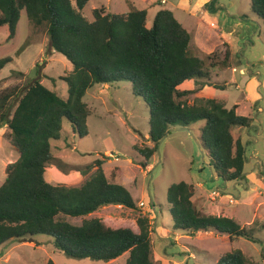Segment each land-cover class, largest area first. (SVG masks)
<instances>
[{
	"label": "trees",
	"instance_id": "16d2710c",
	"mask_svg": "<svg viewBox=\"0 0 264 264\" xmlns=\"http://www.w3.org/2000/svg\"><path fill=\"white\" fill-rule=\"evenodd\" d=\"M90 1L0 0V28L7 27L8 41L15 37L24 12L30 30L46 34L49 53L63 56L71 65L60 78L67 86L66 99L41 84L38 65L32 70L36 77L32 83L0 94V129H8L10 146L18 154V159L6 166L0 186V247L11 240L42 235L67 258L111 262L128 253L125 264H153L152 226L147 216L137 218V230L99 219H85L79 226L64 220L83 218L110 205L131 210L137 206L124 186L106 177L105 157L78 170L83 176L88 174L79 187L53 186L46 181L55 159L51 142L61 139L63 122L79 139L88 137L87 120L95 111L84 101L86 92L95 85L126 83L132 96L142 100L149 111L152 147L132 148L142 158V169L149 166L158 144L171 130L190 129L202 122L198 141L209 167L215 177L236 184L244 180L246 159L242 137L235 138L234 130L249 129L253 120L237 115L236 106L228 109L213 97L197 96L204 88L225 90L226 83L215 81L212 74L231 67L230 53L226 51L222 60L191 54L189 33L167 9H160L147 28L146 10L131 5L123 14H111L104 7L94 9L89 21L83 11ZM205 8L210 11L213 5ZM250 10L264 29V0H250ZM10 63L9 57L0 59V71ZM13 74L24 77L21 72ZM189 81L198 88L181 90ZM194 193L193 186L184 182L168 187L166 202L174 232H213L225 236L229 243L240 238L261 243L254 237V229L199 211L192 201ZM218 264L259 263L235 249L224 254Z\"/></svg>",
	"mask_w": 264,
	"mask_h": 264
},
{
	"label": "rangeland",
	"instance_id": "374dc122",
	"mask_svg": "<svg viewBox=\"0 0 264 264\" xmlns=\"http://www.w3.org/2000/svg\"><path fill=\"white\" fill-rule=\"evenodd\" d=\"M135 1V0H134ZM136 6L144 8L146 0ZM151 0L147 9V28L155 13L167 9L191 37L190 50L201 58L215 56L222 60L223 46L233 51L231 67L215 71L219 83H226L224 91H214V97L228 109L236 105L239 116L251 118L247 130H234L235 138L242 137L245 145L244 180L240 185L217 180L208 164L207 154L196 143L202 122L195 123L190 132L170 131L158 144L157 153L149 166H139L142 158L132 150L133 146L152 147L148 140L149 111L142 100L132 96L130 86L120 83L108 86L95 85L86 92L84 101L95 115L87 120L89 136L83 139L72 134L70 125L63 122L61 139L51 142L55 159L45 175L53 186L79 187L87 178L78 171L97 159L105 157L104 172L109 181L124 186L131 194L137 210L110 205L83 218H64L79 226L83 220L99 219L111 226L136 228V220L147 216L152 226L151 245L153 264H218L224 254L238 249L254 263L264 261V29L250 10V0ZM214 7L206 12L218 15L217 25L222 27L223 37L201 26L205 6ZM206 4V5H205ZM160 5V6H157ZM216 5H219L217 7ZM111 14H123L125 0H91L83 11L92 21V11L101 7ZM155 6V7H154ZM238 18H243L238 23ZM225 35V36H224ZM225 37V38H224ZM7 27L0 28V59L9 57L12 63L0 71V94L13 89L21 90L36 78L32 70L36 65L41 84L67 98V86L60 80L71 70L70 63L61 55L49 53L48 38L44 32H33L24 12L20 15L16 35L8 41ZM227 39V41L225 40ZM209 41L205 47L201 41ZM229 41V42H228ZM207 43V42H206ZM23 48L20 52V48ZM17 52H19L17 54ZM228 52V50H227ZM229 53V52H228ZM232 55V54H231ZM21 72L24 77L14 75ZM213 73V74H214ZM198 88L193 81L184 83L181 90ZM212 91L211 89L207 92ZM197 96H200L198 94ZM202 96V95H201ZM189 103L193 102L190 98ZM9 131L0 129V186L5 179V168L18 159L10 146ZM150 169L148 173H144ZM184 182L197 189L193 202L201 212L226 216L241 227L254 229V237L261 243L254 244L243 238L233 243L214 233L188 235L172 230L168 212L166 191L172 184ZM243 185V186H241ZM143 203V207H140ZM202 206V207H201ZM117 228V227H115ZM137 230V228H136ZM225 238V237H224ZM129 254L115 261H91L67 258L56 252L51 239L36 236L24 241L11 240L0 247V264H125Z\"/></svg>",
	"mask_w": 264,
	"mask_h": 264
},
{
	"label": "crops",
	"instance_id": "0c3cea01",
	"mask_svg": "<svg viewBox=\"0 0 264 264\" xmlns=\"http://www.w3.org/2000/svg\"><path fill=\"white\" fill-rule=\"evenodd\" d=\"M205 1H207V0H203L202 1V3H204ZM139 1H134V0H125V9H127V11L126 12H128V9H129V5H131V6H134L135 8H137V9H139V10H146V12H148V10L147 9H152L153 8V6L150 4V2H151V0H146V3L148 4V7H146V4H145V7L144 8H139V7H137L136 6V3L137 4H139L138 3ZM210 4H211V2H210ZM206 5V4H205ZM157 6H160V5H157ZM217 7H219V5H216ZM103 7V6H102ZM155 7V6H154ZM213 7H214V5H213ZM216 10H217V8H215ZM203 11V16H202V18L199 20V22H200V24H201V26H203L204 28H206V29H209V30H211V31H213V32H218V33H220L221 34V37H223V30H222V27L221 26H219V25H217V20L215 19V17L218 15V11H216L215 10V14H210V13H208V12H206L205 11V9H202ZM159 11V10H158ZM157 11V12H158ZM125 12V13H126ZM156 12V13H157ZM155 13V14H156ZM174 15V14H173ZM155 16V15H154ZM243 18H238L237 17V20H234V21H237L238 23H241L243 20H242ZM225 36V35H224ZM225 38V37H224ZM226 41H227V39H225ZM207 42V43H206ZM206 42H204L203 40L201 41V45H205V47H207V45L208 44H210L209 43V41H206ZM229 42V41H228ZM221 46H223L224 48H223V51H222V54L225 56V53H226V51L228 50V52L230 53V54H232V56H233V51L230 49V46H228V44H226V43H223L222 44V42H221ZM230 68V67H229ZM212 77H213V79L216 81V80H218V77H219V75H217V74H212ZM42 83V82H41ZM195 84V83H194ZM226 86V85H225ZM108 86H104V89H109V88H107ZM181 88V87H180ZM50 90H53V91H55V92H57L56 90H54V89H50ZM210 90V88H204L203 90H202V92L200 93V96L202 95V96H210V97H213V98H215L214 97V95H213V93H214V91H218V90H213V89H211L212 91H210L209 93L210 94H207V92ZM59 93V92H58ZM60 94V93H59ZM61 95V94H60ZM62 96V95H61ZM63 97V96H62ZM216 99V98H215ZM236 106V105H235ZM238 109V108H237ZM237 109H236V111H237ZM191 129V128H190ZM190 129H186V131L185 130H178V129H173V130H171L172 132H174V131H179V132H185V133H189L190 132ZM170 133V132H169ZM199 142V141H198ZM153 158H154V156L151 158V161L153 160ZM105 166V165H104ZM104 168V167H103ZM149 170L150 169H147V171H145L144 173L146 174V173H148L149 172ZM105 173V172H104ZM106 175V174H105ZM107 177V176H106ZM216 179L218 180L219 178L218 177H216ZM241 184V183H240ZM240 184H235V185H240ZM241 186H243V185H241ZM203 185L202 184H199L197 187H194V197H196L197 195H196V190L197 189H203ZM194 197H193V199L192 200H194ZM194 203H195V201H194ZM202 207V206H201ZM198 208H200V207H198ZM201 210H203L202 208H200ZM204 211V210H203ZM206 213V212H205ZM206 214H208V215H213V216H217V215H214V214H212V213H206ZM222 216H223V214H222ZM224 217H226V216H224ZM199 235L200 234H202V233H198ZM210 234H213V232H210ZM225 236H223V237H221V239H223V240H225V238H224ZM236 240V239H235ZM234 241V240H233ZM233 243V242H232ZM249 258V257H248ZM252 262H254L251 258H249ZM262 264H264V261L262 262Z\"/></svg>",
	"mask_w": 264,
	"mask_h": 264
},
{
	"label": "water",
	"instance_id": "95a60500",
	"mask_svg": "<svg viewBox=\"0 0 264 264\" xmlns=\"http://www.w3.org/2000/svg\"><path fill=\"white\" fill-rule=\"evenodd\" d=\"M178 130H185L186 131V129H178ZM196 143L198 144V146H199V142H198V140H196ZM200 147V146H199ZM201 149V148H200Z\"/></svg>",
	"mask_w": 264,
	"mask_h": 264
},
{
	"label": "built area",
	"instance_id": "2783aa9c",
	"mask_svg": "<svg viewBox=\"0 0 264 264\" xmlns=\"http://www.w3.org/2000/svg\"><path fill=\"white\" fill-rule=\"evenodd\" d=\"M140 207H143V203H140Z\"/></svg>",
	"mask_w": 264,
	"mask_h": 264
}]
</instances>
